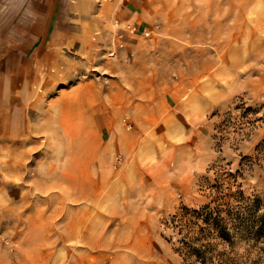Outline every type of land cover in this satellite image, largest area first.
<instances>
[{
  "label": "rangeland",
  "instance_id": "rangeland-1",
  "mask_svg": "<svg viewBox=\"0 0 264 264\" xmlns=\"http://www.w3.org/2000/svg\"><path fill=\"white\" fill-rule=\"evenodd\" d=\"M172 2L153 22L165 30L150 27L140 38L167 41L161 60L167 80L176 82L177 104L187 105L197 123L181 131L176 126L173 137L166 130L155 149L143 142L144 165L138 168L155 172L156 184L139 189L136 167L128 189H120L110 174L124 161L111 138L115 128L102 126L99 117L90 125L87 118L93 132L80 137L93 133L100 140L74 143L66 122L46 115V103L61 94L71 98L70 89L84 74H102L86 69L75 48L67 51L59 60V69L67 70H59L53 91L40 99L44 110L32 111L33 126L23 140L3 150L11 169L8 201L0 206V244L8 263L18 261L15 239L29 238L37 261L18 264H195L184 261L170 219L180 208L198 209L222 198L232 184L230 193L243 197V225L232 244L212 241L206 264H264V0H213L211 9L208 0ZM68 3L40 0V13L48 18L55 10L58 21L67 17L60 12ZM94 45L106 51L101 42ZM15 166L21 180L13 175Z\"/></svg>",
  "mask_w": 264,
  "mask_h": 264
},
{
  "label": "crops",
  "instance_id": "crops-1",
  "mask_svg": "<svg viewBox=\"0 0 264 264\" xmlns=\"http://www.w3.org/2000/svg\"><path fill=\"white\" fill-rule=\"evenodd\" d=\"M172 1L70 0L71 3L60 12L66 13L67 17L57 21L55 10L48 18L40 13L43 11L40 0H0V206L8 201L7 178L11 171L7 169V153L3 151L6 143L23 140L25 132L33 126L30 113L44 108L41 97L53 91L59 70H67L59 69V60L74 48V54L85 57L86 69L90 66L102 74L97 76L92 72L96 75L94 78L84 74L70 89L71 98L61 94V98L46 103L47 117L55 116L66 122L65 133L72 131L69 134L70 137L74 134L73 142L81 144L100 140L93 133L80 137L85 130L93 132L87 127L86 119L90 118L87 122L95 125V118L99 117L102 126L116 130L111 138L118 143L124 161L110 174L118 181L120 189H128V177L136 167L139 171L134 173V179L139 189L156 184L155 172L152 176L138 168L144 165L143 142H149L155 149L160 135L163 137L166 130L170 129L173 134L178 126L181 131L183 127L196 124L198 116L192 114L187 105L177 104L181 93L176 90L172 77L171 81L167 80L161 61L162 48L167 46V41L126 38L123 49H116L113 23L118 20L135 23L141 30L150 27L165 30V25L153 26V22L160 21ZM208 3L211 9L213 0ZM217 12L223 14L226 11ZM98 41L106 49L104 53L94 45ZM106 70L109 73L104 74ZM128 150L132 153L125 157ZM134 150H137L135 154ZM18 168L15 166L13 175L21 180ZM147 177L152 178L151 181ZM96 181L98 183V179ZM11 185L19 191L23 189L22 184ZM28 222L36 221L30 218ZM28 239L27 242L15 239L20 248L15 252L16 263L7 262L9 253L0 244V264L35 263L37 260L30 248L33 243Z\"/></svg>",
  "mask_w": 264,
  "mask_h": 264
},
{
  "label": "trees",
  "instance_id": "trees-1",
  "mask_svg": "<svg viewBox=\"0 0 264 264\" xmlns=\"http://www.w3.org/2000/svg\"><path fill=\"white\" fill-rule=\"evenodd\" d=\"M259 146L263 152V145ZM228 176L234 178L230 173ZM231 185L228 186V194L222 198L212 200L198 209L180 208V211L171 217L170 224L180 236L179 244L184 251V261L192 260L195 264H206L211 262L207 256L210 253L208 250L214 245L213 240L232 244L233 237L243 225L244 212L241 213L242 207L238 205L243 198L242 194L230 193ZM233 202L237 205L233 206Z\"/></svg>",
  "mask_w": 264,
  "mask_h": 264
},
{
  "label": "built area",
  "instance_id": "built-area-1",
  "mask_svg": "<svg viewBox=\"0 0 264 264\" xmlns=\"http://www.w3.org/2000/svg\"><path fill=\"white\" fill-rule=\"evenodd\" d=\"M98 1V0H97ZM114 27V47L122 49L126 38L147 37L149 33L146 30H141L137 24L130 22H119L115 20Z\"/></svg>",
  "mask_w": 264,
  "mask_h": 264
}]
</instances>
